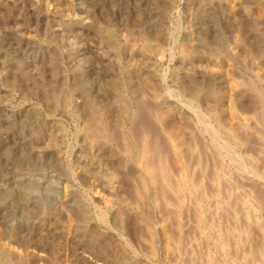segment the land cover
Wrapping results in <instances>:
<instances>
[{"label":"rangeland","instance_id":"374dc122","mask_svg":"<svg viewBox=\"0 0 264 264\" xmlns=\"http://www.w3.org/2000/svg\"><path fill=\"white\" fill-rule=\"evenodd\" d=\"M263 141L264 0H0V264H264Z\"/></svg>","mask_w":264,"mask_h":264},{"label":"bare ground","instance_id":"6f19581e","mask_svg":"<svg viewBox=\"0 0 264 264\" xmlns=\"http://www.w3.org/2000/svg\"><path fill=\"white\" fill-rule=\"evenodd\" d=\"M261 3V2H260ZM234 5H236V4H234ZM245 124V123H244ZM243 124V125H244ZM194 136V135H193ZM201 138V137H200ZM264 142V141H263ZM199 146V145H198ZM147 148V147H146ZM178 151V150H177ZM215 152V151H214ZM145 155V154H144ZM151 155H152V153H151ZM158 157V156H157ZM144 159V158H143ZM143 159H141V161L143 160ZM146 159V158H145ZM211 160V159H210ZM216 160V159H215ZM145 162H147V160L145 161ZM145 162H142V164L144 163V164H146ZM149 162V161H148ZM190 162V161H189ZM158 163V162H157ZM175 163V162H174ZM148 164V163H147ZM147 164L145 165V167H144V169H145V171H148V172H151V166H147ZM192 166V165H191ZM140 167V166H139ZM176 168V167H175ZM194 168V167H193ZM153 170V169H152ZM177 171H178V169H177ZM176 171V172H177ZM153 172V171H152ZM147 173V172H146ZM182 174V173H181ZM147 176H148V174H147ZM177 177V176H176ZM182 177V176H181ZM149 178V177H148ZM152 178V177H151ZM173 179V178H172ZM207 181V180H206ZM205 181V182H206ZM144 183V182H143ZM163 183V182H162ZM177 183V182H176ZM241 183V182H240ZM175 184V183H174ZM183 184V183H182ZM160 185V184H159ZM185 185V184H184ZM156 186H158V185H156ZM161 187V186H160ZM181 188V187H180ZM179 189V188H178ZM157 190V189H156ZM177 191V190H176ZM207 192H209V191H207ZM210 193V192H209ZM99 194V193H98ZM190 194V193H189ZM234 195V194H233ZM235 195H236V193H235ZM99 196V195H98ZM104 198V197H103ZM163 198H165V196L163 197ZM169 199V198H168ZM225 199V198H224ZM169 201V200H168ZM105 202V201H104ZM103 202V203H104ZM202 202V201H201ZM102 203V204H103ZM106 203H104V205H105ZM107 204H108V201H107ZM165 204V203H164ZM158 205V204H157ZM168 205V204H167ZM210 206V205H209ZM106 207V206H105ZM169 214V213H168ZM167 214V215H168ZM171 216V215H170ZM221 217H223V216H221ZM190 219H192V218H190ZM195 220V219H194ZM193 221V220H192ZM162 227V226H161ZM174 232V231H173ZM171 234V233H170ZM187 234V233H186ZM188 236V235H187ZM147 238H149V237H147ZM195 238H196V236H195ZM170 239V238H169ZM152 240V239H151ZM190 240V239H189ZM166 242V241H165ZM190 242V241H189ZM188 242V243H189ZM167 244V243H166ZM194 244V243H193ZM170 245V244H169ZM168 245V246H169ZM188 245H190V244H188ZM238 245V244H237ZM3 246V245H2ZM12 246V245H11ZM144 246V245H143ZM150 246V245H149ZM167 246V247H168ZM182 247V246H181ZM15 248V247H14ZM3 249V248H2ZM7 249V248H6ZM9 250H10V248H8ZM180 249V248H179ZM239 249V248H238ZM167 250V249H166ZM169 250V249H168ZM11 251V250H10ZM171 254V253H170ZM197 254V253H196ZM233 254V253H232ZM18 255V254H17ZM206 256V255H205ZM211 257V256H210ZM2 259H4V258H2ZM36 259L38 260V261H43L45 258H44V256L42 255V254H38L37 253V255H36ZM87 259V258H86ZM210 259V258H209ZM83 260H85V259H83ZM189 260V259H188ZM203 260V259H202ZM86 261V260H85ZM88 261V260H87ZM10 262V261H9ZM231 262V261H230ZM8 263V262H7ZM94 263V262H93ZM60 264V263H59Z\"/></svg>","mask_w":264,"mask_h":264}]
</instances>
